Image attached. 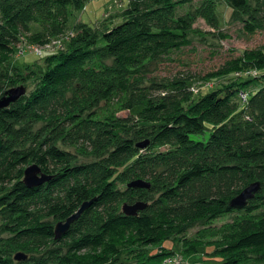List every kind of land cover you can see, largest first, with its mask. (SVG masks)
Masks as SVG:
<instances>
[{"label": "trees", "instance_id": "obj_1", "mask_svg": "<svg viewBox=\"0 0 264 264\" xmlns=\"http://www.w3.org/2000/svg\"><path fill=\"white\" fill-rule=\"evenodd\" d=\"M88 1L1 0L0 67L9 62L17 35L29 33L31 24L44 26V32L29 38L40 43L64 31L70 10L78 12ZM188 1L130 0L119 16L121 24L106 26L100 34L85 24L74 29L69 52L46 58L38 88L0 109V136L8 141L0 149V264H15L13 245L40 246L54 237L52 226L39 224L42 219L64 223L91 200L66 233L78 239L76 251L109 246L108 261L117 253L112 241L125 236L146 248L160 237L184 233L195 221L236 213L231 222L201 237L221 238L223 244L212 254L222 259L217 264H264L259 253L264 251V212L256 214V203L264 201V74L253 91L247 83L257 82L258 75L233 84V90L206 83L211 92L187 106L176 91L180 81L142 85L146 64L191 45L193 17L176 15L177 6ZM217 2L203 0L195 13L213 30L219 28ZM253 2L243 24L248 35L264 25L257 18L264 0ZM226 4L232 11L249 9L247 0ZM256 55L248 54V61L240 60L235 69L258 74L264 57ZM106 59L112 65L104 64ZM160 91L167 93L157 95ZM240 92L247 93L246 103L239 102ZM136 108V122L117 116ZM38 122L43 125L33 132ZM134 123L150 128L138 130ZM205 131L206 141L191 139ZM146 137V148L136 147ZM31 164L49 177L34 189L22 183L23 170ZM135 180L149 188H127ZM255 182L260 190L247 206L229 209L230 200ZM137 202L145 208L135 216L121 212L124 203ZM4 233L11 237L3 239ZM159 256L164 261L165 255ZM75 258L72 254L59 263L75 264Z\"/></svg>", "mask_w": 264, "mask_h": 264}, {"label": "rangeland", "instance_id": "obj_2", "mask_svg": "<svg viewBox=\"0 0 264 264\" xmlns=\"http://www.w3.org/2000/svg\"><path fill=\"white\" fill-rule=\"evenodd\" d=\"M128 1L130 0H89L82 10L78 12L70 10V16L64 31L48 36L45 39L43 38L40 43L33 42L29 38L34 33L44 32V26H41L39 22L31 24L29 33L17 35V41L14 50L10 54L9 62L0 67V93L7 90L8 87H10L8 90L22 87L28 97L38 88L41 77L47 71L46 58L50 55L67 54L69 52V39L71 34L75 35L74 29L79 30V27L85 24L93 32L100 34L106 26L121 24L122 20L119 16L126 8ZM202 2L203 0H189L188 3L179 4L176 8L177 16L188 15L193 17L195 34L194 36H189L192 41L191 45L180 51L171 52L163 56L161 60L148 63L142 69V72H144L142 85L144 87L172 80L173 82H182V84L177 86L176 91L177 94L187 100L183 102L185 103L184 106L193 103L201 95L211 92L210 89L206 88V83L216 82L222 88L230 87L233 90V84L248 82V80L256 78L254 75L257 71L254 69L240 71L235 68L240 60L243 64L248 61V54L254 53L255 55L257 54L256 56L262 55L264 57V25L252 35L246 34L243 30L244 21L247 20L248 14H250L251 8L254 6L253 0H247L249 9L243 12L232 11L227 7L226 0H219L215 11L219 20L218 30L211 29L202 18L195 15ZM1 4L0 0V7ZM257 18L264 24V8H262ZM3 24L4 21L0 12V28ZM49 43H52L49 49L41 51L32 48L29 50L30 47L41 48ZM103 63L110 66L112 65V60L106 59ZM249 70L251 72H246ZM235 73L242 74L243 77L237 76ZM263 74L264 70L259 71L258 76L256 75L257 82L255 80L247 83L249 84V91H253L256 87L255 85L259 84L261 81L259 76ZM18 76H21V79L25 82L21 83ZM229 79L231 80L229 81ZM218 85L213 87L215 88ZM166 93V91H160L156 94L165 95ZM183 98L182 100H184ZM101 107H104L103 103H101ZM138 111V108L131 111H119L117 116L125 119L131 118L136 122L135 117ZM98 112L102 113L100 110ZM42 125V122L35 123L32 126V131H37ZM133 125H136L135 128L138 130L150 128V125L142 123H134ZM208 136L209 131H205L203 135L191 136V139L206 141ZM0 140L3 146L7 145L8 141L3 137L0 136ZM149 142L150 139L148 137L144 138L141 143L145 144V146L141 149L146 148ZM87 160L80 158L78 162ZM125 187V184H119L121 190H124ZM256 204L259 208L256 214L264 212V201H258ZM235 215L237 214L232 213L216 219L209 218L195 221L186 228L184 233L160 237L154 246L146 248L135 245L130 236H125L121 240L112 241L117 253L109 256L108 261H106V256L109 254V246L101 245L91 250L79 252L73 249L78 239L73 240L69 238L68 234L61 236L57 240L53 237L50 241L40 246H35L32 242L24 243L23 245H20V243L13 245L10 248L11 259L15 264H62L59 262L64 261L65 257L75 254V264H135L140 260L154 257L159 259L157 264H161V262L168 264L166 263L167 259H171L174 264H217L222 259L213 258L212 254L214 246L223 244L221 238L217 236H201L205 230L216 232L221 226L231 222ZM58 223L53 219H42L39 222V224L52 226L53 232ZM19 224H24V222L22 221ZM1 237L8 239L11 235L4 233ZM259 253H264V251ZM16 255H21L22 258L16 261L14 259ZM159 255H165L163 257L164 261Z\"/></svg>", "mask_w": 264, "mask_h": 264}, {"label": "water", "instance_id": "obj_3", "mask_svg": "<svg viewBox=\"0 0 264 264\" xmlns=\"http://www.w3.org/2000/svg\"><path fill=\"white\" fill-rule=\"evenodd\" d=\"M25 95V89L13 88L2 95H0V109L7 108L9 105L17 102L22 96ZM145 144H137L136 147L143 148ZM2 148V142L0 140V149ZM49 180V177L42 172V170L36 165L31 164L23 170V179L22 183L28 189H34L40 187L45 182ZM127 188H136V189H148L149 184L142 180H135L127 184ZM260 190V184L258 182L251 183L245 187L237 196L232 198L228 204L229 209L241 210L245 208L249 201H251L254 196ZM94 200L85 202L81 205L78 211L68 218L64 223L59 222L54 229V238L55 240L60 239L61 236L65 235L70 227V225L80 216V214L90 207ZM145 205L143 203L137 202L131 205L124 203L121 206V212L126 216H135L139 211L143 210ZM21 255H16L15 260L19 261Z\"/></svg>", "mask_w": 264, "mask_h": 264}, {"label": "built area", "instance_id": "obj_4", "mask_svg": "<svg viewBox=\"0 0 264 264\" xmlns=\"http://www.w3.org/2000/svg\"><path fill=\"white\" fill-rule=\"evenodd\" d=\"M71 37L73 36L72 34L70 35ZM70 36H68V37H70ZM67 37V38H68ZM66 38V39H67ZM52 43H57V42H52ZM52 43H49V44H46V45H44V47H42V48H36V47H30L29 48V50L30 49H32V48H35V49H37V50H43V49H49L50 48V45L52 44ZM59 45H61L60 43H59ZM53 48V47H52ZM38 54V53H37ZM40 54V53H39ZM247 72H251V71H247ZM253 72V71H252ZM235 75H237V76H240V77H243V75L242 74H235ZM257 75V73L255 72V75L254 76H256ZM248 76V75H247ZM238 98H239V102L240 103H246V101H247V93L246 92H240L239 94H238ZM166 263H168V264H174L173 262H172V260L171 259H167V261H166Z\"/></svg>", "mask_w": 264, "mask_h": 264}]
</instances>
